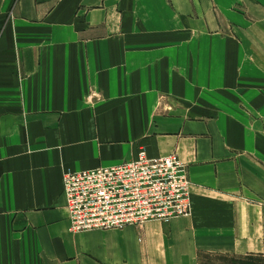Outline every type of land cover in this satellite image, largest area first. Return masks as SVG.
Wrapping results in <instances>:
<instances>
[{"label": "crops", "instance_id": "crops-1", "mask_svg": "<svg viewBox=\"0 0 264 264\" xmlns=\"http://www.w3.org/2000/svg\"><path fill=\"white\" fill-rule=\"evenodd\" d=\"M175 155L193 213L72 233L63 178ZM264 257V0H0V264Z\"/></svg>", "mask_w": 264, "mask_h": 264}, {"label": "built area", "instance_id": "built-area-1", "mask_svg": "<svg viewBox=\"0 0 264 264\" xmlns=\"http://www.w3.org/2000/svg\"><path fill=\"white\" fill-rule=\"evenodd\" d=\"M72 233L122 230L192 216L187 166L175 155L67 172L63 178Z\"/></svg>", "mask_w": 264, "mask_h": 264}, {"label": "rangeland", "instance_id": "rangeland-1", "mask_svg": "<svg viewBox=\"0 0 264 264\" xmlns=\"http://www.w3.org/2000/svg\"><path fill=\"white\" fill-rule=\"evenodd\" d=\"M259 258L264 260V257H260V256H254L251 258L249 256H245L243 259L257 260ZM200 264H247V263L237 258L236 256L202 255L200 258Z\"/></svg>", "mask_w": 264, "mask_h": 264}, {"label": "trees", "instance_id": "trees-1", "mask_svg": "<svg viewBox=\"0 0 264 264\" xmlns=\"http://www.w3.org/2000/svg\"><path fill=\"white\" fill-rule=\"evenodd\" d=\"M250 258L251 257H254V256H249ZM241 260H243L244 262H246L247 264H264V260L259 258L257 260H246V259H243L244 257H237Z\"/></svg>", "mask_w": 264, "mask_h": 264}]
</instances>
